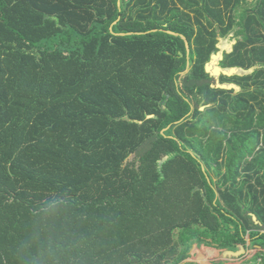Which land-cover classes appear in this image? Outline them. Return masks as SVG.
I'll list each match as a JSON object with an SVG mask.
<instances>
[{"label": "trees", "instance_id": "trees-1", "mask_svg": "<svg viewBox=\"0 0 264 264\" xmlns=\"http://www.w3.org/2000/svg\"><path fill=\"white\" fill-rule=\"evenodd\" d=\"M195 245L264 264V0H0V264Z\"/></svg>", "mask_w": 264, "mask_h": 264}, {"label": "water", "instance_id": "water-1", "mask_svg": "<svg viewBox=\"0 0 264 264\" xmlns=\"http://www.w3.org/2000/svg\"><path fill=\"white\" fill-rule=\"evenodd\" d=\"M173 34L172 32H169ZM186 40V39H185ZM187 48L189 50V43L186 40ZM236 44V41L233 42L231 46L228 45L229 48L221 47L220 44L217 45L218 52L211 56L210 62L206 64V73L215 79V84L212 85L214 89H221L226 91H235L236 94L241 92V87L235 83H222L221 77L232 78V77H245L253 74L255 68H251L246 70L240 67H223L221 63L224 61V55L230 54L233 52V46ZM202 111L205 110V107L201 108ZM153 116H149L152 118ZM167 158V157H166ZM256 224H259L255 215H252ZM248 251L246 246L240 245L239 250L234 251H224L222 253V257L225 260H238L245 255H247Z\"/></svg>", "mask_w": 264, "mask_h": 264}, {"label": "rangeland", "instance_id": "rangeland-1", "mask_svg": "<svg viewBox=\"0 0 264 264\" xmlns=\"http://www.w3.org/2000/svg\"><path fill=\"white\" fill-rule=\"evenodd\" d=\"M244 7H246V5H244L243 8ZM234 35L235 32H232L226 38H219L220 46L229 48L225 44L231 46L233 42H235V40L233 39ZM189 70L190 69H188L187 72L184 73L180 79L181 87L183 84L184 76L189 72ZM215 181H218V179L216 178ZM256 252H257L256 249L250 247V249L248 250V254L245 255L244 257L238 260H224L219 250L211 247H207L205 245H201L199 247L195 245L191 251V255H193L194 257L190 260L185 261L183 264H254L255 263L254 255L256 254ZM256 264H259V262H256Z\"/></svg>", "mask_w": 264, "mask_h": 264}, {"label": "crops", "instance_id": "crops-1", "mask_svg": "<svg viewBox=\"0 0 264 264\" xmlns=\"http://www.w3.org/2000/svg\"><path fill=\"white\" fill-rule=\"evenodd\" d=\"M220 43V42H219ZM225 45H227L228 46V44H225ZM249 244V243H248ZM239 250V249H238ZM249 249L247 248V251H248ZM248 254V253H247ZM221 256H222V254H221ZM223 258V257H222ZM225 260V259H224Z\"/></svg>", "mask_w": 264, "mask_h": 264}]
</instances>
